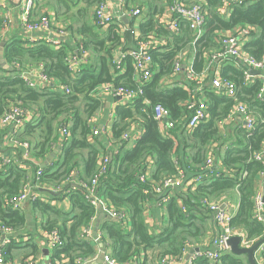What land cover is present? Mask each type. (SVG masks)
<instances>
[{"label":"trees","instance_id":"16d2710c","mask_svg":"<svg viewBox=\"0 0 264 264\" xmlns=\"http://www.w3.org/2000/svg\"><path fill=\"white\" fill-rule=\"evenodd\" d=\"M47 1L52 7H46H54L56 11L64 7L65 11L62 13L66 14V19L74 21L77 17L71 11L76 1L75 5L70 1L71 6L68 5V0ZM80 1H83L84 5L77 12L85 17L88 7L98 0ZM219 1L201 2L205 4L203 7L206 10V23L204 32L194 42L196 55L192 67L196 73L201 72L205 66V53L218 48V33L238 25L256 28V32H251L243 47L256 58L262 55L264 0L232 1L228 18H223L216 12ZM155 24L152 16H147L140 24V35L135 41L147 39L152 33L165 34L171 39L167 46L151 50L155 73L143 84L144 97L150 103L146 105L143 97H139L128 105L117 104L114 109L116 117L111 127L113 138L122 145L125 141L122 142L119 138L132 122L140 123L144 131L133 146L126 148L122 153L112 155L108 170L99 178L97 185L98 196L109 208L122 209L128 213L127 227L119 220L108 217L101 212L100 207L86 200L84 191L78 184L79 181L86 182L96 173L97 160L103 152L102 149L107 152L98 136L90 137L93 125L88 122V118L95 116L103 107L101 99L91 96V92L105 82L126 87L138 85L133 79L134 71L129 56L121 62L125 71L119 72L116 69L114 51L120 45V36L115 33L116 24H110L101 34L94 31L93 24L89 25L87 19L78 24V32L74 34L81 39L84 49L91 50L92 57L88 56L87 63L82 65L77 73H72L65 61L70 52L68 46L54 48L44 40L28 44L16 35H7L2 39L5 42L3 57L10 67H0V116L12 104L33 113V117L23 124L16 137L29 142L30 147L32 144L30 153L35 159L43 161L58 141V125H68L69 136L63 140L44 167L22 159L19 154L18 161L21 163L2 165L0 160V221L12 226L15 231H20L21 226L26 224L27 215L22 208L12 209L5 206L4 196L15 195L25 183H30L38 186V191L43 187L59 186L62 189L57 192L40 191L48 200L68 197V211L52 205L48 200L35 199L30 202L32 210L39 211L44 216L42 228H56L62 240L58 247L50 249L48 264H76L78 257L96 256L98 247L108 249L110 255L119 263L137 259L139 264H162L160 259L164 255L172 258L181 256L187 241L200 242L208 227L202 221L197 223L195 219L206 218L209 213L201 199L216 200L221 196H225L229 202L239 199L238 206L231 215L230 226L243 231L249 241L264 240L263 224L253 217V195L257 176L264 168L261 162L252 157L254 152L260 149L264 139V98H255L261 82L254 79L253 82L244 83L242 66L235 60H225L220 62V75L236 84V99L214 91L209 82L204 84L200 92L192 95L195 83L186 82L184 64L180 66V80H174L172 87H162V80L174 75L173 66L179 52L193 37L184 23H181L180 31L176 34H170ZM13 62L23 65L42 63L45 73L54 83L65 84L70 91L66 93L55 85L41 89L30 87L19 76L18 71L11 68ZM200 93L207 104L209 118L195 128L187 130L184 127L187 120L184 115H188L186 103L192 96L196 97ZM235 101L248 105L255 114L256 124L249 132L242 127L237 128L232 140L231 137L223 138L218 122L225 117ZM155 103H161L168 108L170 118L175 123L167 132L169 136L161 134L153 119L152 106ZM213 143L215 146H212ZM209 153L221 163L226 172L219 176L209 175L208 171L203 173V163ZM175 163L179 166L178 169L184 171L185 180L199 174L201 181L193 182L186 188L173 190L168 201L161 203L152 193L150 181L176 174ZM37 169H41L38 179ZM147 169L150 172L146 175ZM212 169L218 171L216 168ZM74 170L76 175L72 176L71 172ZM144 173V181L139 182L138 177ZM153 200L165 211L166 222L161 227H151L145 219L147 204ZM180 205L185 206L184 211ZM99 214L102 216L95 218L93 224V232L100 233L98 242L82 238L81 229L88 226L92 217ZM12 244L16 243L12 241L10 246ZM10 246L5 250L6 260H13ZM27 255H34V252ZM261 256L264 259V252ZM20 263L24 264L22 261ZM194 264L250 263L244 255L226 251L217 263L209 262L200 256Z\"/></svg>","mask_w":264,"mask_h":264},{"label":"built area","instance_id":"2783aa9c","mask_svg":"<svg viewBox=\"0 0 264 264\" xmlns=\"http://www.w3.org/2000/svg\"><path fill=\"white\" fill-rule=\"evenodd\" d=\"M117 6H119L121 12L117 15H113L109 9L106 0H98L94 5V17H93V27L95 30H101L107 28L110 24H116L119 32L125 30L124 19H131L133 17H138L141 15L140 9L138 7H130L123 11L127 5L128 0H115ZM243 1V0H238ZM229 0H221V4L217 8V12L223 18H227L229 15ZM35 0H21L18 11V22L23 30L25 36L32 32L38 30H49L51 33L53 30L57 31L58 36L64 35V26L54 27L52 24L53 15L50 13L41 14L39 16L34 15ZM13 16L10 10H7L3 16L0 24V40L6 38L8 30L13 26ZM159 26L163 27L165 30L171 33H178L180 31L181 23H184L189 32L191 33L194 43L204 32L206 23V10L204 9L202 3L191 0L187 2L186 0H170L166 7V11L159 16ZM256 31L253 26L248 25H238L235 28L227 29L225 31H220L218 33L219 37L217 39L218 48L214 51H207L205 53V66L201 72L196 73L190 64L186 65L185 69V80L187 83H195L194 91L192 95H196L200 92L205 83L209 82L211 88L214 91L222 92L225 96L236 99L237 87L236 84L229 80L222 78L218 69L217 64L225 60H235L238 64L242 66V75L244 83L253 82L254 79H259L261 85L256 92L255 98L262 100L264 98V73L261 72L264 69V47L262 55L260 58H256L249 54L244 49V44L247 38L251 35V32ZM246 39V40H245ZM43 40L53 46L54 48H59L63 45L60 39H52L48 36L44 37ZM74 40L78 43L76 51L69 52L65 57V61L68 68L72 73H77L82 65L88 61V52L83 48L82 41L78 36L74 37ZM154 48V42L149 38L144 40H139L136 43V47L130 50L120 51L117 54L118 58L129 56L131 58V64L133 66V77L138 85L136 87H126L123 85H116L113 82L101 83L96 87L95 91L91 92V96L103 98L110 96L113 98H119L118 104L128 105L132 103L135 99L143 97V101L146 105L150 101L144 97L143 84L148 82L152 75L155 73L152 67V55L151 50ZM180 56L173 66V76L179 74L181 68ZM216 62V66L213 64ZM120 61L117 62V67H119ZM11 68H15L19 76L30 86L34 88H44L47 86H57L59 89L68 93L70 91L69 87L65 84H56L49 77L44 69L42 63L22 65L17 62L11 64ZM253 71H259L258 74H254ZM173 76H169L163 79L161 86L173 85ZM186 85V84H185ZM185 85L182 87L185 88ZM187 86V85H186ZM186 109L188 110L187 120L184 127L189 130L195 128L200 122H203L209 118V112L207 110V105L202 93L200 95L190 98L189 102L186 103ZM153 119L158 125V129L161 134L169 136L167 133L170 128L174 127V122L170 118L169 109L166 108L161 103H155L152 106ZM30 111L20 108L18 105L12 104L1 116H0V129L8 128L4 134L6 140L12 144L14 150L16 147L23 149L22 158L28 160L30 154V144L25 140H20L16 137L17 132L23 126V124L31 119L29 116ZM115 117V116H114ZM236 117L239 118V127H242L247 132L254 129L256 124V117L253 111L248 107V105L242 101H235L231 107L228 109L225 117L221 121L234 120ZM221 121L218 122L220 127ZM88 122L93 125L90 137L105 135V131L100 129L96 123L94 116L88 118ZM144 129L140 126L138 122H132L129 128L124 131L119 138L124 144H127L129 140L135 142L143 133ZM58 141L53 145L52 149H57L61 146L63 140L69 136L68 125L66 123H60L57 129ZM171 136V135H170ZM113 140L106 142L107 146H110ZM122 145V143H118ZM123 144V145H124ZM214 146V144H212ZM116 153L106 152L99 156L97 160V170L96 173L86 182H78L81 185L86 200L91 204L100 207L102 213L110 218L119 220L123 226H128V213L122 209L109 208L104 200H102L97 194V185L99 178L103 176L108 170L109 163L111 161L112 155ZM253 159L261 162L264 165V139L261 142L260 149L252 155ZM46 159V158H45ZM0 160L2 165H7L11 162L21 163L16 157L0 155ZM44 160L42 161V163ZM177 166V163H175ZM203 173L206 174L208 171L209 175L219 176L226 172V169L222 167L221 163L216 161L215 158L209 153L203 163ZM23 166V165H21ZM41 166V165H40ZM177 173L174 175H167L162 177L157 181H150L152 193L159 198L161 203L168 201L173 190L178 188H186V186L191 185L193 182L201 181V175L197 174L192 178L185 180V174L182 169H178ZM212 168L218 169L214 171ZM221 168V169H220ZM149 169L146 170V175L149 173ZM145 173L138 177V181H144ZM41 175V169L36 171V179ZM72 176L76 175V170L71 172ZM69 182V178L67 179ZM184 186V187H183ZM263 187H264V168L258 172L255 193L253 195V217L263 224V234H264V201H263ZM38 186L32 185L30 183H25L19 192L15 195L5 197L3 204L9 206L12 209H20L26 201H33L35 199H40L46 201V196H40ZM45 188V187H43ZM52 192L61 191L59 186L47 188ZM205 208L209 211L213 221L217 226H219L220 231L217 236L213 238L212 245L213 249L209 248H199L198 251H194L190 254L189 258L185 259L184 264H194L196 258L203 256L209 262L217 263L223 252L229 250L228 240L231 236L240 237V246L248 247L255 241H249L243 231L233 229L229 222L231 215L233 213L231 209V202L225 199V196H221L216 200L201 199ZM159 203V202H158ZM184 211L185 206L180 205ZM148 207V204H147ZM144 215L148 220V209L145 210ZM96 215L92 217L91 222L88 226L81 229V237L84 239H90L98 242L100 239V233L95 234L93 232V224ZM43 244L47 248L53 249L58 247L61 243V237L56 228L43 231ZM18 238L15 237V230L12 226L1 223L0 221V264H12V261L6 260V248L10 246L12 241L18 242ZM186 247L190 246L194 248L192 244L188 241L186 242ZM186 247H184L181 256L177 258L169 257L168 255L162 256L160 263L162 264H172L175 260H181L182 255L185 252ZM264 252V241L257 247L255 251V259L258 264H264V259L261 256ZM98 255L94 257H78L76 259V264H87L88 262L96 261V259L101 255L100 264H139L137 259H133L126 263H119L116 261L109 253V250L102 249L99 247ZM22 262L24 264H36V259L33 255H28Z\"/></svg>","mask_w":264,"mask_h":264},{"label":"crops","instance_id":"0c3cea01","mask_svg":"<svg viewBox=\"0 0 264 264\" xmlns=\"http://www.w3.org/2000/svg\"><path fill=\"white\" fill-rule=\"evenodd\" d=\"M70 1L72 3H74L76 1L77 2L76 5L78 4V2H81L80 0H68V5L70 4V6H71ZM106 1L108 3L109 9L113 15H117L119 12H121V10H120L119 6H117L115 0H106ZM195 1H198L200 3L203 2V0H195ZM232 1H238V0H229V2H230V4H229V8H230L229 15H230V12L232 9ZM169 2L170 1H168V0H128L127 1V5L123 9V11L126 9H129L130 7H138L140 9L141 15L138 17H135L133 19H124L123 21H124V24L126 25L125 30L119 32V30L117 28L115 29V33L120 36V45H118L114 51L115 57H116V63H115L116 69L119 72L125 71L124 66H121L122 65L121 62L123 61V59L126 56L118 58L120 56H118L117 54H120V51L123 52L124 50H130V49L132 50L136 47L137 42H135V41L137 40V38L140 35V24H141V22L144 21V19L147 16H148V18H150L152 16V18L156 21V24L159 26V24H160L159 23V16L162 15L166 11V7L169 4ZM20 3H21V0H0V18L2 21L3 14L7 10H10L12 12V16H13V23H12L13 26L8 30L7 35L8 36H10V35L20 36V38L22 40H26L28 44L34 43L35 41H38V40H43L44 37L48 36L52 39H54V38L60 39L63 42L62 46L70 47L68 52L69 51L73 52V51H76L77 46H78V43L74 40V37L77 36L76 34H74V32L75 33L78 32L77 31L78 30V28H77L78 24L81 23L83 21V19L84 20L87 19L89 25L92 26V24H93L95 3L93 4V6L88 7V13L85 17H83V19H81L82 17H80L81 15L79 14L80 20H78V18L75 17V20L72 21V19H66L65 18L66 14L62 13L65 11L64 7H60L59 10L56 11V8H54V7L53 8L46 7V6L52 7V4H49L47 0H38L37 2H35L34 15L39 16V15L45 14V13L52 14L53 15V20H52L53 26L55 28L58 26H64L65 33L61 37H57L58 33L55 30H53L52 33L49 30H38V31L32 32L29 35L25 36L26 34L23 33V30L21 29L19 22H18V11H19ZM220 4H221V0L219 1L218 5L216 6V12H217V8ZM74 5H75V3H74ZM202 5H205V4L202 3ZM75 6H73L72 8H74ZM78 9H80V8H78ZM77 10H76V12L72 11V13L78 14ZM60 15L62 17H60ZM229 15L227 16V18L229 17ZM156 24H155V26L158 27ZM68 26L72 27V28L70 29ZM130 29L132 30V37L129 39L126 36V31L130 30ZM103 30H106V28L101 29V30H95V28H94V31L98 32L99 34L103 33ZM254 32H256V31H254ZM169 33L172 34L171 32H169ZM174 34H176V33H174ZM148 38L154 42V48H157L160 46H167L171 40L170 37H166L165 34H153L152 33L151 35L148 36ZM249 38H250V36L247 38V40L245 39L246 42L248 41ZM2 39L0 41H2ZM86 51L88 52V56L92 57L91 50L86 49ZM195 55H196V53H195V49H194V43L191 41L190 43H187L184 46V48L179 52L178 57L180 56V59H181L180 62H181V64H184L183 66L185 67L188 64L193 66ZM4 60H5V66H0V67H2L3 69L9 68L10 64L6 61V59H4ZM118 61H120L119 67H117ZM25 65H29V64H25ZM215 66H216V62L213 64V67H215ZM217 66H218V69L220 72L221 63H218ZM111 71H112V69H110V72ZM261 72L264 73V69H262ZM113 74L118 75L117 73H113ZM133 79H134V77H133ZM172 79H173V82H174V80L179 81L180 75L176 74L175 76L172 77ZM100 99L102 101L103 107L100 110H98V112L94 116V118H95L96 125L100 129L105 131L106 133H105V135H100L98 137L101 140L102 144L105 145V149L108 153L109 152H111V153H122L125 151L126 148L133 146L134 142L129 140V142L127 144L119 145L112 136L111 127H112L113 120L116 117L114 114V109H115L116 105L118 104V98L106 96V97H103ZM29 116H31V118H32L33 113L30 112ZM237 128H239V118L238 117H236L234 120H227L225 122L221 121L219 130L221 131V135L223 136V138L231 137V139L233 140L234 136H232V135H234ZM7 129H8L7 127L0 129V155L13 156V157H16L18 159V157H19L18 154H19V155H21L20 157L22 158L23 149L20 147H16V150H14V147L12 146V144L9 143L6 140V138L4 137L5 136L4 134L6 133ZM109 140H113V142L111 143L110 146H107L106 142ZM213 144L215 146V143H213ZM31 148H32V144H31ZM102 150H103V152L100 155L106 154L105 150L104 149H102ZM30 152H31V150H30ZM54 153H55V149H52V151L46 157H48L49 155H54ZM28 160L34 164H37V163H39L40 165L42 164V160L35 159L31 153L29 154ZM40 191L41 190L38 191L40 196H46L45 194L41 193L43 191H41V192ZM47 200H48V197L46 196V201ZM48 201H50L52 205H54L58 208H62L65 211H68L70 209V202L68 200V197H62L61 200L51 199ZM154 201L155 200L148 202V218L149 219L147 220L146 216H145V219L148 223L153 221V224H154L153 227L155 228V227H161L166 222V216H165L164 208L159 206L157 204V202H154ZM30 202L31 201H26L22 206V210L24 211V213L27 216H26V224H24L23 227L21 226V228L19 227L20 231H18V230L15 231V237L18 238L19 240H18V242L13 241L16 244H12V246H10V254L13 255V260H10V259L9 260L12 261V264H21L20 263L21 259L30 252H34L33 256L36 259V264H48L49 263L50 249L47 248L46 245L43 244V242H42V239H43L42 234L44 231V229L42 228V221H43L44 216L39 211L32 210ZM238 203H239L238 198H236L233 202H231L232 211L237 208ZM207 214H208V216L206 218L196 217V219H195L197 221V223H201V221H202L208 228H206V234L201 238L200 242H195V243L189 242L190 244H192L193 247H198L201 249H203V248L213 249L214 248V245H212V240L214 237L217 236L218 232L220 231V228H219V226H217L215 224L211 215H209L210 213H207ZM97 218H98V216H96V219ZM189 248H191V247L190 246L186 247L185 252L182 255L181 260H179V259L175 260L172 264H184V261L186 259V255L189 252ZM44 249H47L48 252L45 253ZM98 249H99V247H98ZM98 249H97V255L99 254ZM98 258L96 259V261L88 262L87 264H100V263H98Z\"/></svg>","mask_w":264,"mask_h":264},{"label":"water","instance_id":"95a60500","mask_svg":"<svg viewBox=\"0 0 264 264\" xmlns=\"http://www.w3.org/2000/svg\"><path fill=\"white\" fill-rule=\"evenodd\" d=\"M126 36L127 38H131L132 37V30H127L126 31ZM5 42L4 41H0V66H5V60L3 57V48H4ZM254 74H258L259 71H253ZM119 99V98H118ZM53 157V155H49L48 157H46V159L44 160V162L41 164L42 167H44L47 164V161H49L51 158ZM41 191H46V192H52L51 190L47 189V188H40ZM263 201H264V188H263ZM102 215L99 214L98 218L99 219ZM264 240H257L255 241L253 244H251L248 247L245 246H240V237L239 236H231L228 240V246H229V251L234 253V254H242L245 255L247 258V261L250 264H258L256 262L255 259V251L257 249V247L263 242ZM199 248L198 247H194V248H189V252L186 255V259L189 258L190 254L193 253L194 251H198ZM44 252L47 253L48 250L44 249ZM101 255H99L98 258V263H101Z\"/></svg>","mask_w":264,"mask_h":264},{"label":"rangeland","instance_id":"374dc122","mask_svg":"<svg viewBox=\"0 0 264 264\" xmlns=\"http://www.w3.org/2000/svg\"><path fill=\"white\" fill-rule=\"evenodd\" d=\"M83 5H84V3L81 1V2H78V4L74 7V8H72V10L71 11H74V12H76V10L78 9V8H82L83 7ZM75 15L77 16L76 18H78V20H80V17H82V16H80V15H78L77 13H75ZM80 16V17H79ZM60 17H62L61 15H60ZM81 19H83V17L81 18ZM62 21V20H61ZM149 224H150V226L151 227H153V221H151V222H149ZM25 257H27V256H25ZM24 257V258H25ZM23 258V259H24ZM23 259H21V261L23 260Z\"/></svg>","mask_w":264,"mask_h":264}]
</instances>
